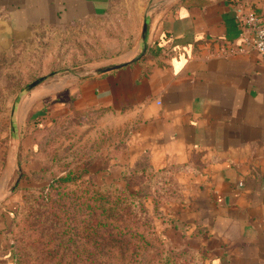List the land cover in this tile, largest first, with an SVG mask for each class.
<instances>
[{
    "label": "crops",
    "instance_id": "0c3cea01",
    "mask_svg": "<svg viewBox=\"0 0 264 264\" xmlns=\"http://www.w3.org/2000/svg\"><path fill=\"white\" fill-rule=\"evenodd\" d=\"M128 1L0 0V50ZM134 2L147 23L139 54L47 83L0 130V264H10L5 198L39 164L31 118L48 122L73 109L106 112L130 127L123 164L95 161L90 172L108 182L135 168L172 178L164 220L181 249L207 264H264V63L247 48L251 34L234 10L246 5L264 21V0Z\"/></svg>",
    "mask_w": 264,
    "mask_h": 264
},
{
    "label": "rangeland",
    "instance_id": "374dc122",
    "mask_svg": "<svg viewBox=\"0 0 264 264\" xmlns=\"http://www.w3.org/2000/svg\"><path fill=\"white\" fill-rule=\"evenodd\" d=\"M138 9L129 0L103 17L38 28L0 50V130L47 83L139 54L145 15ZM32 118L39 164L3 209L10 264H207L165 227L176 193L171 177L135 168L108 182L90 172L95 161L123 164L130 127L118 116L73 109L48 122Z\"/></svg>",
    "mask_w": 264,
    "mask_h": 264
},
{
    "label": "built area",
    "instance_id": "2783aa9c",
    "mask_svg": "<svg viewBox=\"0 0 264 264\" xmlns=\"http://www.w3.org/2000/svg\"><path fill=\"white\" fill-rule=\"evenodd\" d=\"M238 25L251 34L245 38L247 48L257 51L264 63V21L263 18L246 5L236 4L234 7ZM233 52V51H231Z\"/></svg>",
    "mask_w": 264,
    "mask_h": 264
},
{
    "label": "water",
    "instance_id": "95a60500",
    "mask_svg": "<svg viewBox=\"0 0 264 264\" xmlns=\"http://www.w3.org/2000/svg\"><path fill=\"white\" fill-rule=\"evenodd\" d=\"M146 31H147V23L145 22L144 25H143V36H145ZM125 64H126V63L117 64V65H111V66H109V67L104 68V69L101 70V71H102V72H108V71H111V70H115V69H118V68H121V67L125 66ZM42 81H43V79L36 81L35 83H33V84L30 86V88L35 87L36 85L40 84Z\"/></svg>",
    "mask_w": 264,
    "mask_h": 264
},
{
    "label": "trees",
    "instance_id": "16d2710c",
    "mask_svg": "<svg viewBox=\"0 0 264 264\" xmlns=\"http://www.w3.org/2000/svg\"><path fill=\"white\" fill-rule=\"evenodd\" d=\"M87 172H88V170H87ZM66 181L68 180V179H65ZM203 257V256H202Z\"/></svg>",
    "mask_w": 264,
    "mask_h": 264
}]
</instances>
